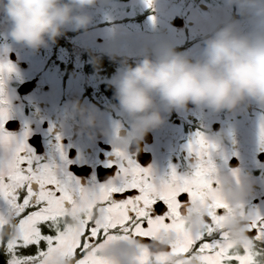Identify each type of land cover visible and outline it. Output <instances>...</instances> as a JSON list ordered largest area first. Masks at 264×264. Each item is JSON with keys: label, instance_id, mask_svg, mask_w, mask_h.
I'll list each match as a JSON object with an SVG mask.
<instances>
[{"label": "flooded vegetation", "instance_id": "af4514ba", "mask_svg": "<svg viewBox=\"0 0 264 264\" xmlns=\"http://www.w3.org/2000/svg\"><path fill=\"white\" fill-rule=\"evenodd\" d=\"M178 1L180 14L160 17L161 23L146 26L143 22L151 12L139 10L121 17L115 38L107 42L116 43L115 52L96 47L86 50L84 81H71L72 73L60 65L57 39L34 50L16 43L9 31L0 33V63L14 68L4 87L8 101L3 105L7 111L4 128L18 137L28 130L31 134L26 142L41 161L56 164L61 175L70 173L84 185L93 178L105 183L116 175L120 163L117 150L140 167L151 168L156 176L166 177L172 168L178 175H185L195 162L187 145L200 133L216 145L210 154L214 175L239 172L249 185L243 211L264 216V106L254 101L233 111L215 112L192 104L164 111L163 123L149 131L138 146L118 147L129 123L114 97L112 82L117 72L134 67L141 59V49L161 37L170 41L177 36L173 43L176 50L195 58L211 30L238 18L226 0ZM191 5L194 16L185 13ZM167 9L175 11L171 5ZM241 26L246 28L247 21H241ZM77 102L95 115L93 125H86L74 112Z\"/></svg>", "mask_w": 264, "mask_h": 264}, {"label": "snow or ice", "instance_id": "6c2138e0", "mask_svg": "<svg viewBox=\"0 0 264 264\" xmlns=\"http://www.w3.org/2000/svg\"><path fill=\"white\" fill-rule=\"evenodd\" d=\"M13 71L0 63V142H7L0 143V228L14 217L19 235L0 240V264H117L107 253L121 244L133 250L132 264H264V216L243 211L246 235L238 240L223 231L226 215L241 213L215 193L216 145L205 136L187 145L195 162L185 175L172 168L156 176L117 150L116 175L84 185L41 161L28 130L19 137L5 130L4 87Z\"/></svg>", "mask_w": 264, "mask_h": 264}, {"label": "clouds", "instance_id": "9594fccd", "mask_svg": "<svg viewBox=\"0 0 264 264\" xmlns=\"http://www.w3.org/2000/svg\"><path fill=\"white\" fill-rule=\"evenodd\" d=\"M99 0H0V16L10 25L9 35L18 44L38 50L67 31L87 29L92 22L89 9ZM238 18H230L211 30L200 54L187 52L161 37L145 45L136 65L126 66L114 78L117 107L128 120L126 135L118 147L138 146L145 135L164 121L163 112L189 104L209 110L233 111L254 101L264 106V0H226ZM247 21V27L241 26ZM74 112L86 125L95 115L78 102ZM6 147L7 142H0ZM217 197L241 214H227L223 231L238 240L246 235L248 217L243 206L248 195L246 179L236 171L213 177ZM14 217L0 228V240L19 235ZM69 224L75 219L69 217ZM117 264H132L133 250L115 245L107 253ZM67 264V262H60Z\"/></svg>", "mask_w": 264, "mask_h": 264}, {"label": "rangeland", "instance_id": "374dc122", "mask_svg": "<svg viewBox=\"0 0 264 264\" xmlns=\"http://www.w3.org/2000/svg\"><path fill=\"white\" fill-rule=\"evenodd\" d=\"M130 1L131 2L128 4H118L116 0H99L95 7L88 10L92 16V22L87 29L67 31L74 34L71 38L73 43L72 52L68 53L65 50L61 52L59 51L58 56L60 65L71 62L74 65V71L70 75L71 81L86 80L84 72L86 59H84V54H86V50L88 48L96 47L102 50L110 49L111 52H115V50H117V46L114 41H111L109 44H107V42L108 40L115 38L114 34L117 33L119 27L117 22L121 17L131 16L136 10H139L141 13L151 12L149 18L143 22L147 26L161 23L160 17H174L176 14H180L181 12V9H178V0H152L151 7H147L145 5V0ZM168 5L173 6L175 11L170 12L167 9ZM194 11L193 6L191 5L186 9L185 13L189 12V16H194ZM9 30L10 25L5 22L2 16H0V33L4 34ZM100 38L103 39L102 42H100ZM177 40V36H172L170 38L172 43ZM60 65L59 67L62 69Z\"/></svg>", "mask_w": 264, "mask_h": 264}, {"label": "trees", "instance_id": "16d2710c", "mask_svg": "<svg viewBox=\"0 0 264 264\" xmlns=\"http://www.w3.org/2000/svg\"><path fill=\"white\" fill-rule=\"evenodd\" d=\"M124 1H130V0H116V2H124ZM73 35L74 34H72L71 32H66L64 35L57 38V44L60 52L63 50L67 51L68 53L72 52L73 43L71 41V38ZM84 59H86V54H84ZM63 66L67 73H73L74 65L72 64V62L68 64L63 63Z\"/></svg>", "mask_w": 264, "mask_h": 264}]
</instances>
